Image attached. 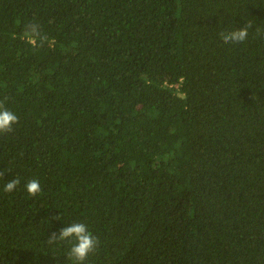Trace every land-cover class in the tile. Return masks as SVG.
<instances>
[{"label":"trees","instance_id":"1","mask_svg":"<svg viewBox=\"0 0 264 264\" xmlns=\"http://www.w3.org/2000/svg\"><path fill=\"white\" fill-rule=\"evenodd\" d=\"M0 101V264H264V0H0Z\"/></svg>","mask_w":264,"mask_h":264},{"label":"clouds","instance_id":"2","mask_svg":"<svg viewBox=\"0 0 264 264\" xmlns=\"http://www.w3.org/2000/svg\"><path fill=\"white\" fill-rule=\"evenodd\" d=\"M253 30V22L246 21L242 26L236 27L229 31L219 33L224 44H239L245 42ZM26 34L33 39H44L40 33L38 23H29L25 26ZM257 34L261 29L256 28ZM7 97H5V100ZM19 122V117L10 109L5 107V103L0 101V135L10 134L13 131V125ZM3 177V173H0ZM20 185L19 178L8 180L3 185V192L12 193ZM24 188L30 197H35L41 192V185L38 179H31L24 184ZM59 218V217H57ZM49 245L57 243L67 244V251L64 254L65 262L71 264H85L91 255L96 254L100 246L99 237L94 235L88 226L82 222H72L66 227H62L57 232H52L47 239Z\"/></svg>","mask_w":264,"mask_h":264}]
</instances>
